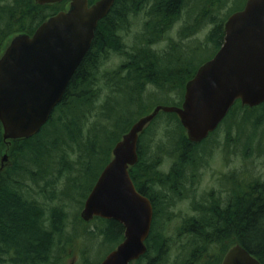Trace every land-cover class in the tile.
I'll return each instance as SVG.
<instances>
[{
    "label": "trees",
    "instance_id": "16d2710c",
    "mask_svg": "<svg viewBox=\"0 0 264 264\" xmlns=\"http://www.w3.org/2000/svg\"><path fill=\"white\" fill-rule=\"evenodd\" d=\"M95 1L90 0V4ZM192 2L202 11L194 27L184 28L183 36L195 34L209 20L214 27L208 40L217 42L218 49L224 38L226 19L219 18V13L225 0H116L99 21L91 48L40 132L13 140L8 146L0 122V264H70L68 259L75 251L81 255L80 264H90L89 254L97 239H102L99 247L111 250L123 240L124 227L113 219L96 217L86 222L77 211L70 226L68 205L77 202L80 208L84 206L111 160L115 144L138 118L159 105L152 103L155 95L148 93L149 87L169 95L178 93L180 101L169 105L183 103L186 82L199 67L189 70L174 66L169 53L181 45L163 47L162 42ZM68 4V0L45 5L35 0H0V53L5 40L18 33L33 34ZM113 57L124 59L114 68L106 67ZM122 93L127 97L120 104ZM260 109L263 111L258 115ZM161 114L165 115L161 145L176 154L175 175H163L157 158L149 159L143 134L139 161L130 168V174L142 193L155 182L162 185L156 214L170 219L173 216L165 214V207L174 195L172 188L176 184L180 187L186 172L199 166L207 150L204 146L220 128L201 143H193L175 113L160 112L145 134ZM239 118L243 123H237ZM227 120L233 126L244 124L242 132L252 122L260 127L264 104L249 108L238 101L223 122ZM7 150L9 163L2 165ZM243 173L247 172L236 174L235 187L231 194L226 191L225 202L209 201L207 211L197 218L185 215L179 228L153 226L147 242V255H156L151 263L163 264L161 257L169 254V249H177L172 264H221L229 248L239 243L264 264V184L240 178ZM174 243L178 247H173ZM81 245L85 247L78 250ZM166 261L170 264L168 258Z\"/></svg>",
    "mask_w": 264,
    "mask_h": 264
},
{
    "label": "water",
    "instance_id": "95a60500",
    "mask_svg": "<svg viewBox=\"0 0 264 264\" xmlns=\"http://www.w3.org/2000/svg\"><path fill=\"white\" fill-rule=\"evenodd\" d=\"M62 1L35 0L40 5ZM115 1L69 0L65 9L41 23L33 34L18 33L6 41L0 53V122L8 146L13 140L36 135L49 121L91 48L99 21ZM238 100L249 107L264 103V0H247L243 10L230 15L221 48L187 81L180 106L157 105L114 146L111 160L80 214L86 222L100 217L125 227V239L101 264H129L148 249L153 205L138 191L130 174L139 161L143 131L160 112H172L179 117L187 138L200 143L218 128ZM221 264L262 262L237 243Z\"/></svg>",
    "mask_w": 264,
    "mask_h": 264
},
{
    "label": "rangeland",
    "instance_id": "374dc122",
    "mask_svg": "<svg viewBox=\"0 0 264 264\" xmlns=\"http://www.w3.org/2000/svg\"><path fill=\"white\" fill-rule=\"evenodd\" d=\"M246 1L247 0H225V4L221 8V11L219 13V18L226 19L233 11H235L236 8H238V6H243ZM201 11L202 9L200 6L195 7V4L193 2L190 3L188 9L185 10L184 13H182V18L179 21V24L176 27L175 31L172 33V39L164 40L162 42L163 47H167L172 44L181 45V47L172 48L169 53L170 59L173 60L174 66H182L184 69L195 70L197 66L199 67V65H201L204 61L212 58L217 51L216 48L218 46V43L210 42L208 40V36L210 35L214 27V24L209 20H207V22H203L204 26H202L200 30H196L194 32L195 34L191 36H183L184 28L190 26L194 27L196 21L198 20V14ZM5 41L2 45L1 50L4 48V45L6 43ZM123 59L124 57L110 58V61L108 62L106 67L114 68L116 67V65L121 63ZM148 93H150V95L153 94L152 97L155 95L154 99H152V103L155 104L169 105L176 102L175 100L179 99L180 101V98L177 95L178 93L173 92L171 93V95H169L159 92L155 87H149ZM126 97L127 95L122 93L119 96V103L123 104ZM262 111L263 110L260 109L258 111V115H260ZM164 117L165 115H162V117L160 116L159 120L156 121L154 125H151L152 127H150L148 134H145L144 132L149 126L142 133L143 136L145 135L144 138L147 139L144 140V144H147L146 155H148L149 159L151 156L156 157L158 160L157 163L160 166L158 167V169L161 170L172 164L173 161H176V154L171 153L172 149L169 146L161 145L163 144L161 140H165V138L162 136V126H164L165 124L163 120ZM241 121L242 119L239 118L237 123H243ZM223 123L217 128L220 129L217 130L213 137H211L210 143H206L207 145L204 146L205 148L207 147V150L210 148L211 151L209 155L208 151L203 153V156L201 157L202 160L197 167L198 171L203 175L202 181L206 185H208L213 176H216L217 174L226 173L225 176H227V172H229V170L232 168V165H234L236 168V173L247 172L239 174L240 178H243L244 180L252 179V181L255 179L259 183L264 184V123L260 127H254L252 122L246 125V132H242V130L240 129L241 127L244 128V124H236L233 126L229 123V120H227V122H225L224 124ZM248 142L250 144H248ZM160 147L164 149V152L160 153ZM229 148L232 150V152L228 150ZM6 154H9V152L6 151V153L3 154V158ZM211 156H214V158L212 159V161H210V165L206 166L207 159L211 160ZM1 163L2 165H7L9 161L8 159H2ZM206 168L208 169L206 170ZM211 183L213 184L212 180ZM82 208L83 207H79L77 202L69 203L68 212L70 214V226L75 221V212L79 211L78 214H80ZM91 226H89L88 229H90ZM83 241L84 240L80 241L79 243H82ZM101 241L102 239L99 238L94 242L95 244L93 245L94 247L92 249V252H90L89 254V261L93 263H95V261H101L105 258L106 255H108V253L112 251L111 249L107 248V246L99 247ZM87 246L88 245L86 244V247ZM84 247V245H81L78 250ZM173 247H178V244L174 243ZM176 251L177 249H169V254L163 255L161 257V260L164 262L163 264H168V261H166L167 258L170 260V264H172L177 257ZM78 256H81L78 251H75V253L73 252L71 254V257L68 259V263L80 264V257Z\"/></svg>",
    "mask_w": 264,
    "mask_h": 264
},
{
    "label": "flooded vegetation",
    "instance_id": "af4514ba",
    "mask_svg": "<svg viewBox=\"0 0 264 264\" xmlns=\"http://www.w3.org/2000/svg\"><path fill=\"white\" fill-rule=\"evenodd\" d=\"M246 3L247 1L245 2L243 6L242 5L238 6V8H236L235 11H233L232 13L243 10L246 6ZM230 15L226 18L225 22L230 17ZM225 22L223 25L224 38H225ZM178 24L179 22H177L174 26L171 27L167 40L172 39L171 35L175 31ZM224 38L220 44V47L217 49V51L221 48L224 42ZM228 150L232 152L230 148ZM206 151H208V155H209L211 150L208 149ZM210 161H212V159L211 160L207 159L206 166L210 165ZM175 163L176 161H173L172 164L168 165L166 168L162 170L159 169V170L161 171L163 175H166L167 177L171 178L176 173L177 167ZM158 167L160 166L158 165ZM207 169L208 168H206V170ZM186 173H187L186 175L187 178L185 182H182L180 184V187L176 184L175 188L174 187L172 188L173 190H171L172 191L171 194H174V195L170 196L171 201L170 203L166 204L168 206L165 207L167 210L165 214L170 213L173 216V218H170V219H168V217L160 218L158 217L159 212H158V215L156 214V211H157L156 206L161 203V196L158 195V192H160V190H162L163 188L161 184H158L155 182L153 186H149L150 189H148L146 193H142L140 190H138L144 196L148 197L153 205L154 213H153L151 231L153 229V226H157V225L160 226L161 229L179 228L181 225L183 226V221H184V216H185L184 214L190 215L192 218H197L200 215H202L203 213L202 211H207V209H209V206L207 205V203H210L209 201H212V202L217 201L219 204L221 203V201L225 202L226 191L229 189L230 194L233 192V189L236 183V174H237L235 166L232 165V168L229 170V172H227L228 173L227 176H225L226 173L217 174L216 176H213V178L211 179L213 184L211 183V180H210L208 185H206L202 181L203 175L198 171L197 168H195L194 170H191L190 172L187 171ZM203 205L205 209L202 208ZM159 219L161 220L159 221ZM168 225H171V226L168 227ZM151 231H150L148 238L146 239L147 248H148L147 242L150 238ZM123 237H124L123 238L124 240L125 239V227H124ZM106 257L107 255L105 256V258ZM154 258H156L155 253L154 255L152 254L151 256H148L146 252L144 255H142L138 259L131 261L129 264H150L151 260H153ZM104 259H102L101 261L100 260L95 261V264L97 263L101 264ZM151 264H158V262L155 261L154 263H151Z\"/></svg>",
    "mask_w": 264,
    "mask_h": 264
}]
</instances>
